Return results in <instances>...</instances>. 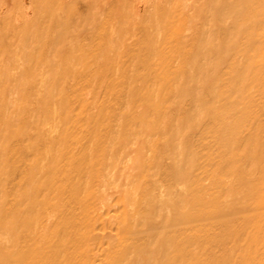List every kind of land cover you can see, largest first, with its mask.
<instances>
[{
  "label": "bare ground",
  "instance_id": "bare-ground-1",
  "mask_svg": "<svg viewBox=\"0 0 264 264\" xmlns=\"http://www.w3.org/2000/svg\"><path fill=\"white\" fill-rule=\"evenodd\" d=\"M32 1L0 0V264H264V0Z\"/></svg>",
  "mask_w": 264,
  "mask_h": 264
},
{
  "label": "rangeland",
  "instance_id": "rangeland-1",
  "mask_svg": "<svg viewBox=\"0 0 264 264\" xmlns=\"http://www.w3.org/2000/svg\"><path fill=\"white\" fill-rule=\"evenodd\" d=\"M71 1V0H70ZM90 0H76V4L78 7V12L81 15H87L89 14V10H90V4H89ZM54 4V1L52 2ZM109 3V2H108ZM112 5H118L117 2L112 3L110 6ZM25 11L29 17V19H34L35 17H38V13L35 11L36 5L32 0H24V4H23ZM17 14L19 15L18 11ZM55 28L52 29V34H54ZM97 31H90L89 33H96ZM90 40V38H87ZM89 42V41H86ZM7 64H11V62L8 60Z\"/></svg>",
  "mask_w": 264,
  "mask_h": 264
}]
</instances>
